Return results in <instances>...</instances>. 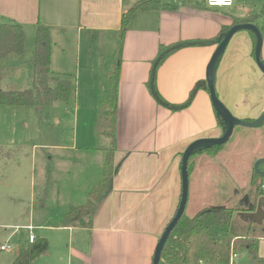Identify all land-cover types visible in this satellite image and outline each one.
I'll return each mask as SVG.
<instances>
[{
    "label": "crops",
    "instance_id": "0c3cea01",
    "mask_svg": "<svg viewBox=\"0 0 264 264\" xmlns=\"http://www.w3.org/2000/svg\"><path fill=\"white\" fill-rule=\"evenodd\" d=\"M138 1L0 0L1 21L18 22L25 33L28 27L36 29L38 22L48 25L51 69L73 74L89 86L83 98V124L75 126L73 144L48 147L75 151L77 158L72 176L69 169H64L61 179L43 171L41 186L53 181L54 192L62 203L57 201L59 213L50 215L43 224L30 223L36 226L37 236L49 244L47 252L31 264L153 263L157 244L181 199L184 151L195 140L220 138L225 133L208 88V72L219 100L233 117L252 122L264 116V72L257 66V37L250 30H240L232 36L214 71L209 64L218 43L180 47L157 67L156 86L169 104L184 103L193 87L204 82L188 107L174 110L159 104L148 86L160 45L215 38L223 27L232 24V16L242 17L251 11L237 13L235 2L228 7H211L207 0H162L174 7L139 9L122 43L114 155L118 171L112 189L99 205L91 225L64 226V214L71 206L86 204L90 189L101 180L109 140L95 131L99 96L107 84L108 66L117 46L114 36L120 30L122 15ZM221 114L229 117L226 112ZM234 132L240 140L254 135L253 148L264 150V124L236 127ZM207 156L189 159V194L197 168L201 185L196 193L203 197L208 190L219 191L222 187L210 172L213 169L203 167L209 164ZM260 203L264 204V198ZM246 215L243 219L249 220L251 217ZM262 216L263 210L258 220L253 217L261 229ZM262 232L258 255L264 263V229Z\"/></svg>",
    "mask_w": 264,
    "mask_h": 264
},
{
    "label": "trees",
    "instance_id": "16d2710c",
    "mask_svg": "<svg viewBox=\"0 0 264 264\" xmlns=\"http://www.w3.org/2000/svg\"><path fill=\"white\" fill-rule=\"evenodd\" d=\"M261 4V9L258 12H249L242 17L232 16V24L223 27L215 38L195 42L180 41L170 46L160 45L158 55L154 61L155 65L151 72V80L148 83L150 93L155 100L159 104L174 110L188 107L197 91L205 86L204 82H198L193 87L184 103L179 105L169 104L162 97L156 86L157 67L171 52L180 47L194 44H219L229 29L237 23H252L256 25L264 37V0H261ZM147 7L167 9L174 6L164 4L162 0H139L122 15L120 30L114 36L117 46L113 60L108 66L107 84L99 96L100 104L95 123L97 134L105 136L109 140L101 180L90 189L88 193L89 200L86 204L71 206L64 214L62 220L64 226L91 225L99 205L112 189L113 179L118 171V167L114 162V155L117 150L116 135L122 43L134 14L139 9ZM51 51L50 28L48 25L38 22L32 55L23 63V65L30 63L33 67L32 87L19 89L12 85L4 86L8 75L14 73L20 66L15 64L11 57L24 55L25 31L23 25L18 22H3L0 19V106H33L38 111H42L47 106L56 103L68 104L74 101L79 80L73 74L58 73L51 69ZM217 119L219 124L226 130V122L218 112ZM263 124L264 121L258 126L249 128L260 127ZM240 126L237 125L235 128ZM235 132H233L232 136L236 134ZM253 137L255 136L239 140L235 145V149L248 154L249 147L253 148L255 145L252 142ZM253 140L255 141V138ZM224 144L202 147L193 152L190 159L195 156L206 157L212 153H214L215 157ZM246 146H249L248 149L245 148ZM260 151L264 152V150ZM242 154L241 152L239 155L243 156ZM241 162L243 164L244 160ZM258 166V170L254 168L250 175V181L253 182V188L255 187L253 192L245 185H236L234 190L225 192L226 186H234V182L228 179V182L226 181V183L224 182L220 185L222 187H219V191L213 189L205 192V196L202 197L205 201L204 206L196 214L189 215L186 212V207L183 216L170 232L161 248L158 264H229V257L233 250L245 251L252 259L261 262L258 249L259 238L263 234L262 229L256 227L253 217L248 221L243 219L244 214H255L257 209H259L258 203L264 198V161H261ZM190 169L189 161L188 170L190 171ZM210 172L213 175L216 173L215 178L217 180L225 176L222 170L215 171L213 169ZM259 180L261 181L259 182ZM224 184L225 186H223ZM208 188L210 189V186ZM245 195L250 197L249 206L240 204L241 199ZM41 203H43V199ZM2 243L0 239V246ZM30 244V246L25 247L17 254L12 264H31L35 259L47 252L49 246L48 241L41 237H38L34 243ZM1 253L2 250L0 248V264Z\"/></svg>",
    "mask_w": 264,
    "mask_h": 264
},
{
    "label": "rangeland",
    "instance_id": "374dc122",
    "mask_svg": "<svg viewBox=\"0 0 264 264\" xmlns=\"http://www.w3.org/2000/svg\"><path fill=\"white\" fill-rule=\"evenodd\" d=\"M234 2L237 13H242L245 9L258 12L262 5L261 0H234ZM35 30V27L27 28L24 55L11 57L17 59L14 62L20 66L14 73L8 75L4 86L12 85L19 89L32 87L33 67L30 63L24 65L23 63L32 55ZM88 87L86 82L80 80L76 90V101H71L68 104L56 103L47 106L42 111H38L33 106H0V239L2 242L12 239L13 246H15L14 250L2 251L1 264H12L17 254L31 245L28 240V232L24 229L19 230L18 228V231L12 235L15 226L30 223L43 224L50 215L58 214L57 211L61 209L60 204L56 205L57 201L62 203V200L54 192L56 188L53 187V181L48 185L45 184L44 188L40 181L45 173L44 169L48 170L47 176L52 178L61 179L64 169H69L72 176L75 167L73 164L77 158L76 152L59 151V149L48 147L73 144L74 128L76 125L83 124L82 118L85 113L83 98ZM79 108L81 109L78 112ZM77 113L78 121H76ZM253 138L252 142L255 143ZM239 140L238 135L235 134L219 149L215 157L214 153H207L210 165L204 164L203 166L215 171H223L225 176L220 178V184L228 182V179L234 182V186L232 184L231 187L226 186L225 192L234 190L236 185H245L253 192L255 187L253 188V182L250 181V175L254 171L257 160L264 157V152L256 150V147L248 146V154H245L244 151H237L235 145ZM45 147L47 149H44ZM248 147L245 148L248 149ZM241 152L243 156L239 155ZM52 156L54 157L52 158ZM242 160H244L243 164ZM197 170L186 210L189 215L196 214L205 203L200 192L196 193L201 185L198 182ZM215 175L214 179L216 180ZM42 199L43 203H41ZM252 200L254 199L252 198ZM32 204H34L33 207ZM258 208L264 211V204L259 202ZM254 216L255 214H251L249 217ZM246 220L248 221V219ZM259 225L264 229V216H262ZM250 258V255L243 251L240 254L239 263L242 260V264H264Z\"/></svg>",
    "mask_w": 264,
    "mask_h": 264
},
{
    "label": "water",
    "instance_id": "95a60500",
    "mask_svg": "<svg viewBox=\"0 0 264 264\" xmlns=\"http://www.w3.org/2000/svg\"><path fill=\"white\" fill-rule=\"evenodd\" d=\"M240 30H250L253 33H255V35L257 37V43H256V47H255V60H256L257 66L260 68V70L262 72H264V61L262 60V57H261L263 38L264 37H263L262 33L260 32L259 28L252 23H237L229 29V31L225 35L224 39L218 44V48L211 58L209 66L213 67V71L216 67L217 62L221 58L225 48L227 47L230 39L232 38V36L236 32H238ZM207 84H208V88H209L211 97L214 100L216 110L223 117V119L226 122V130H225L224 135L221 136L220 138H202V139L195 140L184 151L183 156H182V160H181V171H182L181 199H180L176 214L171 219L169 224L166 226V228H165V230H164V232H163V234H162V236H161V238L157 244L152 264H158L159 263L160 251H161V248H162L164 242L166 241L170 232L176 226V224L181 219V217L183 216V214L186 210L188 199H189V184H190L188 163H189V159H190V156L192 155V153L195 152L196 150L202 148V147L222 145V144L226 143L230 139V137L232 136L234 129H235V126H237V125L247 126V127H255V126H258L262 121H264V116H261L260 118L253 120L252 122H243V121L239 120L238 118L233 117L231 115V113L229 112V110L219 100V98L216 94V91H215V87L213 84V78L210 75V72L207 73ZM222 112H226L229 117H225L223 114H221ZM261 161H264V158L257 160V162L255 163V168L257 170H258V165ZM249 203H250V198L248 195H246L241 200V205L249 206ZM261 214H262V210L258 209L257 212L255 213V217L257 220L259 219ZM247 215L249 217L251 214H247ZM247 215H246V217H247Z\"/></svg>",
    "mask_w": 264,
    "mask_h": 264
},
{
    "label": "built area",
    "instance_id": "2783aa9c",
    "mask_svg": "<svg viewBox=\"0 0 264 264\" xmlns=\"http://www.w3.org/2000/svg\"><path fill=\"white\" fill-rule=\"evenodd\" d=\"M207 3L209 6L211 7H219V6H232L234 3V0H207ZM16 231H18L17 229H24L26 232H28V240L29 243H34L38 236L36 234V226H34L33 224H29V225H24V226H15L14 227ZM2 251H10V250H14L15 246H13V243L11 240H7L5 242H3L0 246ZM239 259H240V254L238 251L233 250L230 254L229 257V264H238L239 263ZM203 264V263H201Z\"/></svg>",
    "mask_w": 264,
    "mask_h": 264
}]
</instances>
